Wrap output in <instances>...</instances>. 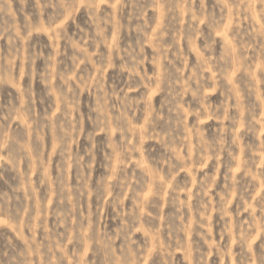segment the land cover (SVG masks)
<instances>
[{
    "label": "clouds",
    "instance_id": "1",
    "mask_svg": "<svg viewBox=\"0 0 264 264\" xmlns=\"http://www.w3.org/2000/svg\"><path fill=\"white\" fill-rule=\"evenodd\" d=\"M13 2L0 0V17L7 15L15 20ZM18 2L21 5L18 11L24 16L23 24L12 23L0 31V40L7 37L9 45L7 56L0 51V86L18 85L19 75L29 80L37 79L45 85V94L38 97L39 101L44 103L55 95L61 107L58 115H37L34 112L36 100L29 84L18 89L19 107L7 113L0 110V168L10 164L20 178L11 195L0 192V218L3 219L0 227L10 228L23 241L22 248L11 245V254L0 251V264H149L151 255L148 249L153 242L156 244L153 252L162 256L161 264H178L175 260L177 248L183 250L185 264H209L212 254L221 257L224 264H228L231 255L236 256L231 264H264V244L258 252H253L249 246L257 229L264 234V195L256 196L247 189L238 191L241 203L233 224L228 203L239 182L229 174L226 189L217 193L219 199L215 202V211L224 225L221 240L213 242V225L209 220L213 205L208 194L215 179L204 171L206 162L215 161L222 152L235 159L229 149L240 143L237 129L243 119L240 114L243 110L241 89L237 83L246 81L243 93L255 95L264 108V92L260 91L264 87V0H215V6L224 14L220 21L225 16L230 20L232 39L239 45L238 50L227 49L221 55H215L213 50V33L220 28V21L209 14L207 37L197 26L204 12V0H199V11L193 8L196 0H150L152 7L164 9L170 22L182 25L184 15L190 14L193 21L191 32L183 36L189 45L194 44L197 36L205 41L203 49L197 52V63L191 66L187 76L182 66L191 55L192 47L180 48L183 28L177 29L173 35L168 24L162 23L152 34L146 25L138 23L143 19V13L135 15L136 31L142 32L144 38L152 35L147 41L153 49L149 58L144 51L143 38L135 47L124 49L112 42L111 31L115 32L118 41L125 25L116 20L112 12L102 11L101 0H35L41 13L49 8L53 10L48 18V30L56 32L59 22V38L66 41V47L73 49L69 57L71 66L60 67L64 61L57 57L62 56V52L45 56L43 49L37 51L29 43L33 33L45 31V28L43 23L35 25L31 19L33 14L25 12L29 0ZM102 2L108 3V0ZM124 2L119 0L121 11ZM82 8L88 12L90 27L81 29L77 24L81 34L76 40L68 35L63 24L68 19L75 22L76 13ZM245 35L250 38L248 42L243 40ZM229 58L240 73L239 81L234 82L230 71L221 67ZM39 60L45 64L43 70L37 66ZM117 60L120 70L129 73L122 88L109 87L104 78L108 68L117 67ZM257 61L259 70L255 66ZM145 63L154 66L151 76L144 69ZM208 64L216 68L217 76L213 79L206 75ZM170 69H174V75ZM154 86L166 94L160 109L153 107L148 96V90ZM213 87L221 91L222 99L216 105L206 92ZM141 89L144 91L139 96L130 95ZM85 92L89 102L82 112L81 97ZM188 95L196 107L186 106L184 98ZM164 108L170 114L167 131L157 132V126L164 119ZM137 113H141L143 124ZM21 114L31 119L30 137H20L11 128L13 117L22 118ZM249 115V130L255 123H264V120H256L251 112ZM188 116L196 118L191 125L187 123ZM202 117L218 121L212 137L205 134ZM85 123L91 127L86 128ZM101 132L104 133L103 143L97 140ZM82 135L87 146L81 153L74 149V145H79ZM147 139H157L165 149V156L148 162L144 154ZM49 141L55 149L54 155L59 158L56 181L51 179L46 143ZM245 148L251 156L244 163V175L258 182L264 191V140L255 148L247 145ZM101 152L104 153L103 159L97 161ZM257 156L261 159L258 167H254ZM114 159L118 160L116 169L112 165ZM96 163L105 171L93 179L90 173ZM129 164H134L133 174L137 168L143 171V184L133 183L135 177L128 174ZM68 166L77 171L78 183L71 187L65 179ZM181 172L186 176L183 184L177 180ZM200 172L203 175L196 182V191L191 193L196 203L181 202L180 193H187L192 184L190 177ZM50 184H55L56 200L52 208L48 207V193L53 191ZM148 185L152 186L153 198L146 200L144 192ZM166 192L171 197L168 202L175 203L181 217L184 208L196 217L192 227L181 219L180 227L170 231L176 236L190 232L196 239L185 241L181 238L175 243L169 239L161 243L165 225L161 222L158 201ZM126 200L131 202L130 205L125 204ZM148 209H152L155 215ZM241 210L249 214L246 221L240 219ZM109 215L119 222L112 230L107 226ZM233 228L236 229L238 253H232L230 243L223 242L225 237L231 240ZM138 231L144 233L143 244L135 238ZM85 250L92 254L91 260L86 257Z\"/></svg>",
    "mask_w": 264,
    "mask_h": 264
},
{
    "label": "rangeland",
    "instance_id": "2",
    "mask_svg": "<svg viewBox=\"0 0 264 264\" xmlns=\"http://www.w3.org/2000/svg\"><path fill=\"white\" fill-rule=\"evenodd\" d=\"M109 4L112 7H109ZM21 7L18 0H14L12 4L13 11L16 12L15 20L11 16H2L0 17V31H3L12 23H16L17 26H20L24 22V16L21 14L18 9ZM194 10L199 11L200 3L199 0H196V3L193 5ZM101 9L104 13L112 12L114 14V18L118 20L122 25L125 27L121 28L119 33V38L117 41L116 35L114 31H111V38L113 43H117L118 47L121 49L127 48L129 46L135 47L137 42L142 38L145 39L144 51L147 57L151 58L153 49L148 44V40L152 39V35L147 36L144 38L143 33H138L136 31L137 21L135 20L134 16L139 15L141 12L143 13V19L138 21L141 25H146L150 29L152 34H155L160 25L162 23L168 24L170 31L174 35L177 29L183 28L182 38L179 41L180 48L186 49L188 47H192L191 55L187 56L186 63L182 66L184 68V74L190 75L191 66L197 63V52L202 50L204 47V39L197 36L194 44L189 45V43L183 39L185 34L191 32L190 25L193 23L190 14H185L183 17V24H177L175 21L170 22V17L166 18L165 11L162 7H152L150 0H132V2H128L125 0L123 11L120 10L119 0H108V3H104L101 0ZM52 9L49 8L41 13L40 9L35 5V0H29V3L25 6V12L33 14L31 19L33 23L39 26L43 23L45 31L42 32H35L30 40V44L35 46L36 50L39 51L43 49L45 56L49 53H54L56 51L62 52V56H58V60H63L64 64H61L60 67H63L65 64L69 67L71 66V60L69 57L73 54V49L71 47H66V41L59 38V30L61 28V24L58 22L56 25V32H52L48 30V18L49 15L52 13ZM209 14L215 16L217 21H220V17L224 15L221 13L219 7L215 6V0H204V12L201 16L198 27L202 29L204 32V36L207 37L209 34V26L207 23V19ZM79 24L81 29H89V15L85 9H81L79 12L76 13L75 22L71 19H68L64 22L63 27H66L68 31V35L72 36L74 39L79 40L80 38V30L76 28V25ZM130 25V27H129ZM220 28L213 33V38L215 40V44L213 46L214 54L221 55L225 54L227 49H234L238 50L239 45L237 44L236 40L232 39L233 36V26L230 20L225 16V19L220 21ZM75 34V35H74ZM239 37L237 38V40ZM248 36H244V42L249 41ZM0 51L3 52L4 55L7 56L9 52V45L7 41V37L3 40H0ZM215 58V56L213 57ZM39 69L43 70L45 64L42 60L36 62ZM117 67L115 68H108L105 72V81L106 84L111 87L115 85L117 88H122L128 81V72H122L119 68V61H116ZM180 66V65H178ZM256 68L259 70L260 63L259 61L256 62ZM153 65L151 63H145L144 69L147 70L149 76L153 73ZM206 75L213 79L217 76L216 68L212 64H208L207 66ZM221 67L228 69L230 71V78L235 82L240 80V73L235 68L234 61L229 58L226 60ZM170 73L174 75V69H170ZM257 75H259V71H257ZM19 83L18 85H14L12 83L4 84L0 86V110L4 113H7L10 109L14 107H19L21 103L20 98V91L18 89H23L27 87L29 84L33 89V97L36 100L34 106V112L39 115L41 113H48L50 115H58L61 105L59 104L55 95L51 96L46 102L41 103L38 99L40 95L45 94V85L39 82L37 79L29 80L28 78L24 77L23 75H19L18 77ZM55 84L56 81L53 80ZM246 86V81L237 83V87L241 89V96H242V111L241 116L243 119L241 120V126L237 129V132L240 136V143L239 145H234L229 151L233 153L235 159L233 160L232 156H229L227 152H222L218 156L215 161L206 162V167L204 171L208 172L210 176H213L215 179V184L210 188L209 191V202L213 205V210L209 213V220L210 223L213 225L212 232H213V242H217L221 240L220 232L223 228L224 222L221 219L220 215L215 211V202L219 197L217 193H222L226 189V177L230 174L232 177L239 182L236 185V190H233L231 195L232 199L228 203L229 214L231 218V222L234 224L236 220L235 212L238 207H240V201L237 196L238 191H242L247 189L248 193H254L256 196L264 195V191H261V185L258 182L252 181L251 177L244 175V163L248 161L249 157L251 156V152H249L245 146H250L255 148L259 146L261 140H264V123H255L254 126L249 130L248 128V120L251 119L249 112L252 113L256 117V120H264V108L260 106V101L256 98L255 95H245L243 93V89ZM144 89H141L140 92L130 93L133 96H139ZM261 92H264V87L260 89ZM207 94L210 97L211 102L213 105L219 104L222 97L221 91L219 88L213 87L206 89ZM165 93H162L158 90V87L154 86L150 90H148V96L151 99L152 105L154 108L160 109L162 101L165 97ZM186 106L196 107V104L193 102L192 97L190 95L185 96ZM82 100V109L83 112L87 104L89 102L88 93L85 92L81 97ZM233 111V110H230ZM22 118L13 117V121L11 122V128L15 130L16 135L20 137H30L31 136V119L28 116L23 114ZM138 116L141 117L140 123L143 124V117L141 113H137ZM164 119H162L159 125L156 128L157 132L167 131V121L169 119V112L167 108L163 109ZM174 117V114H171ZM75 118V117H74ZM194 116L187 117V123L191 125L195 121ZM202 127L204 128L205 134L208 137H212L215 129L218 127V121L215 119H207L202 117L201 118ZM86 128H90L91 125L85 123ZM51 135V133H49ZM118 135V134H117ZM174 135H178V133H174ZM79 145H74V149H78L83 152V149L87 146L84 136L82 135L80 138ZM97 140L100 142H104V133L101 132L97 136ZM47 143V152L48 156L50 157V172H51V179L53 181L57 180V162L58 156L54 155L55 149L53 148L52 144L49 142ZM144 154L147 158L148 162L151 160H159L161 157L165 156V149L161 145V143L157 139H147L144 141ZM104 153L101 152L97 156V161L103 159ZM135 159V158H134ZM257 165L254 167H258L259 160L261 157L257 156ZM250 163V161H249ZM113 168H118V160L114 159L112 162ZM134 164H129V172L130 176L134 175L133 183L138 185L144 183V173L141 169L137 168L135 173L133 174L132 169ZM229 169L231 172L229 173ZM105 169L99 164L96 163L93 165V171L90 175L95 179L98 175L103 173ZM203 175V172L198 174H194L190 179L192 180V184L189 186L187 193L183 191L180 193V201L184 202L187 200L189 204H195L196 201L194 200L191 193L196 191V182ZM35 180V175L33 176ZM65 179L69 187L78 183L77 179V171L75 168L68 166L65 169ZM186 179L185 173L181 172L180 176L177 178L179 183L183 184ZM20 182V178L17 174V171L12 168L10 164H4L2 168H0V192H7L9 195L12 194V190L18 186ZM230 183V182H229ZM50 188L53 191L48 193V207L52 208L55 206V184H50ZM22 195V193H21ZM144 197L146 200L152 199V186L148 185L147 190L144 192ZM171 199L168 193L164 194L162 199H159V212L161 213V222L165 225L164 231L161 235V243H164L167 240H172L175 243L178 239H184L185 241L196 239L192 235V233H180L179 236H176L170 230L178 229L181 224V219L184 220L185 224L188 227L193 226V221L196 217L190 212L188 208L183 209V217H181L180 212L177 210V206L175 203H169L168 201ZM245 199H248V196H245ZM130 201L126 200L125 204L130 205ZM148 211L155 212L152 209H148ZM248 212L241 210L239 213L241 220L248 219ZM53 222L52 217L49 218V223ZM118 221L112 219L111 215L107 218V226L110 230L114 229ZM0 224H3V219L0 218ZM235 232L236 229L233 228V236L229 241L228 237L224 238V243H230L232 253H238L240 251L238 245L236 244L235 240ZM141 244L144 243L145 236L142 232H137L135 237ZM119 243V242H118ZM264 244V234L257 229L253 238L249 241V246L251 247L253 252H258L261 249V245ZM11 245H14L16 249L23 247V241L19 239L15 235V233L8 227H0V251L7 252L11 254L12 248ZM156 244L155 242L152 243L151 247L148 249L149 254L151 255V260L149 264H161L162 256L160 254H155L153 249H155ZM206 247V246H205ZM86 257L91 260L92 254L85 250ZM236 259L235 255H231L228 257V264H231L232 261ZM175 260L178 264H185V256L182 249H175ZM209 264H224V261L221 257H218L215 254L209 256Z\"/></svg>",
    "mask_w": 264,
    "mask_h": 264
}]
</instances>
